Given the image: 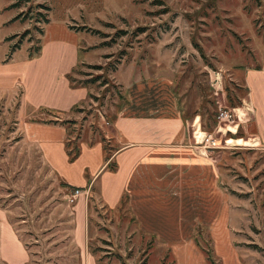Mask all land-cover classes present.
Wrapping results in <instances>:
<instances>
[{
    "label": "rangeland",
    "instance_id": "obj_1",
    "mask_svg": "<svg viewBox=\"0 0 264 264\" xmlns=\"http://www.w3.org/2000/svg\"><path fill=\"white\" fill-rule=\"evenodd\" d=\"M36 5L50 7L45 26L36 14L46 12ZM0 14V52L19 42L15 59L35 58L28 51L64 38L63 27L75 33L79 62L68 79L87 90L69 118L31 108L21 88L0 92V222L29 252L27 264H75L76 250L70 190L25 136V125L73 121L69 138L80 139L86 127L103 140L106 159L108 149L118 148L110 135L124 86L155 77L171 83L187 128L199 125L197 133L214 140L208 150L229 196V241L216 243L206 231L192 243L159 244L136 232L123 204L106 209L98 183H91L89 252L103 264H209L207 257L214 264H264V147L251 142L246 117L218 120L231 103L248 108L247 72L264 64V0H1ZM82 173L88 184L91 167Z\"/></svg>",
    "mask_w": 264,
    "mask_h": 264
},
{
    "label": "crops",
    "instance_id": "obj_2",
    "mask_svg": "<svg viewBox=\"0 0 264 264\" xmlns=\"http://www.w3.org/2000/svg\"><path fill=\"white\" fill-rule=\"evenodd\" d=\"M63 29L64 38L43 44L35 58L24 55L15 59V52L3 63L9 47L0 52V92L21 88L31 108L69 118L85 101L87 90L72 87L67 79L79 62V48L75 33ZM249 73L250 87L245 83L248 108L236 110L239 120L246 117L250 122L251 142L264 147V64ZM124 87L126 97L112 120L109 136L118 148L108 159L103 144L98 143L101 139L84 126L78 140L81 152L74 164L66 154V126L32 122L24 128L50 169L63 183L82 191L73 208L75 264H103L87 247L86 199L92 196L91 183H98L97 197L106 209L115 210L123 204L136 232L159 244L192 243L206 231L216 243L229 241V196L217 157L200 144L205 133H197L199 125L192 131L187 128L171 83L141 78ZM108 164L114 170H109ZM87 165L92 169L88 184L82 173ZM0 228V259L6 264H27L29 252L15 231L3 222Z\"/></svg>",
    "mask_w": 264,
    "mask_h": 264
},
{
    "label": "trees",
    "instance_id": "obj_3",
    "mask_svg": "<svg viewBox=\"0 0 264 264\" xmlns=\"http://www.w3.org/2000/svg\"><path fill=\"white\" fill-rule=\"evenodd\" d=\"M36 6H41V8H44L45 12L44 14H41V13H37L36 16L38 15L40 18L42 17L43 18V25H47L49 23V19H48V13L50 12V7L49 5H36ZM35 20L37 21L36 17H35ZM39 20V19H38ZM38 22V21H37ZM39 33L41 34V36H43L44 34V31L43 29H39ZM6 41H9V38H6ZM263 42H264V34H263ZM39 43V42H38ZM40 44V43H39ZM40 46H37L36 48H34L33 50H29L28 51V56L29 57H32L33 55H37L39 50H40ZM20 49V43H15L11 46H9V49H8V54L6 55L5 59L3 60V63H6L8 62L10 59H11V56L13 55V53H15L16 51H18ZM259 69V67L257 68ZM69 78V75L67 76V79ZM69 81V79H68ZM70 83V82H69ZM231 106L233 108L234 105H232L231 103ZM78 108V107H77ZM75 109V108H74ZM73 109V110H74ZM42 112H46V114H53L51 111H45V110H42ZM57 114V113H56ZM72 122L73 121H69V120H61L60 119H57V120H50V121H45V122H37V123H45V124H56V123H61L62 125L66 126L68 129L69 127L68 126H72ZM75 124V123H74ZM71 129H69V132L67 134V141L65 142V149H66V154L68 156V159L69 161H74L78 156H79V153H80V149H79V139L76 137H72L71 139L69 138L70 137V134H72V132L70 131ZM103 142V140H101ZM103 150L105 152V150L107 151V148L106 146L104 145V142H103ZM112 154V150L108 149V154L106 155V158L108 159ZM113 165L112 164H108L107 168L109 170H114V168L112 167ZM64 188H67L69 189L70 191H73L75 189H78V188H75V187H70L66 184L62 185ZM90 192H94L92 189H90ZM92 195V194H91ZM92 197V196H91ZM208 258V263L209 264H214L213 260L211 257H207ZM99 263H102V261L99 259L97 260Z\"/></svg>",
    "mask_w": 264,
    "mask_h": 264
},
{
    "label": "built area",
    "instance_id": "obj_4",
    "mask_svg": "<svg viewBox=\"0 0 264 264\" xmlns=\"http://www.w3.org/2000/svg\"><path fill=\"white\" fill-rule=\"evenodd\" d=\"M236 109L237 108L220 110L218 113V120L230 122L233 121V118H238L239 116ZM200 144H202L206 149H209L214 144V140H212L211 136L203 134V136L200 138ZM69 193L70 194L67 196L68 204H73L82 194V191L80 189H75L73 191H69Z\"/></svg>",
    "mask_w": 264,
    "mask_h": 264
}]
</instances>
